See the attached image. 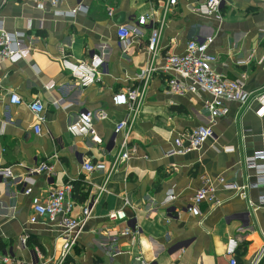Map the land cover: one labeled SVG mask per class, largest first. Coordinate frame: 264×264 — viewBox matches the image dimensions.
Masks as SVG:
<instances>
[{"label": "crops", "instance_id": "0c3cea01", "mask_svg": "<svg viewBox=\"0 0 264 264\" xmlns=\"http://www.w3.org/2000/svg\"><path fill=\"white\" fill-rule=\"evenodd\" d=\"M167 2L66 0L53 9L0 0L2 29L31 42L24 58L0 62V168L12 173L0 176V256L39 263L63 254L58 222L42 217L32 224L29 218L33 202L70 183L84 195L82 202L72 199L71 216L85 204L91 213L64 264H227L231 256L236 264H264V206H257L264 185L247 189L244 197L217 185L219 205L202 203L199 214L186 211L204 177L243 185L254 179L244 158L262 153L259 163H264V110L253 98L264 94V2L225 1L219 15L196 11L205 0ZM77 6L84 9L73 17L54 15ZM140 17L147 19L143 25L137 24ZM160 24L156 65L182 53L189 40L210 38L208 51L216 57L212 69L227 79L243 75V90L251 96L245 105L224 102L225 112L211 116L204 110L208 94L168 93L165 75L154 72L130 135L138 156L118 161L114 124L126 116L125 91L139 83L149 31ZM118 26L139 30L137 37L130 34L125 49L117 45ZM92 53L103 59L99 79L80 88L60 59L87 60ZM12 92L22 104L8 103ZM36 99L45 116L39 134L26 106ZM84 111L92 113L99 143L66 130ZM197 126L212 130L199 149L165 155L175 137ZM87 161L95 167L90 173L82 170ZM43 162L52 167L50 174L33 171ZM28 187L31 192L23 194ZM169 191L173 199L162 204ZM120 209L126 219L109 221L108 213ZM126 225L136 233L119 235Z\"/></svg>", "mask_w": 264, "mask_h": 264}, {"label": "built area", "instance_id": "2783aa9c", "mask_svg": "<svg viewBox=\"0 0 264 264\" xmlns=\"http://www.w3.org/2000/svg\"><path fill=\"white\" fill-rule=\"evenodd\" d=\"M35 4H47L53 9L66 0H23ZM225 1L233 0H205L196 11L203 15H219L221 5ZM264 2V0H254ZM175 0H168L167 5H173ZM84 9L80 6L70 10H55L54 15L58 17H73L77 10ZM146 17H140L137 21L138 25H143ZM160 27L153 28L149 31L147 37L146 51V67L142 75L138 78V84L126 89L125 101L127 113L124 119L116 122L113 128V134L118 137V151L116 160L128 161L131 158L138 156V148L130 141V135L138 112L140 110L142 100L144 98L146 87L152 73L160 72L165 75L167 92L171 94L185 95L187 93L196 94L203 92L209 95L204 101V110L211 116L221 115L225 112L223 108L224 102H237L240 105H245L251 94L243 90L244 76L241 75L238 79H227L221 74L216 73L212 69V63L216 57L208 51V46L211 43L210 38L191 39L184 47L182 53L178 55H168L161 59L159 65L155 64L158 57V46L160 39ZM130 34L134 37L139 35V30L134 27L118 26L116 29L117 45L121 49H125L130 40ZM19 35H10L2 29L0 24V62H13L17 59L24 58L31 50V42H23ZM62 68L70 74V77L75 81L80 88H86L96 83L99 79L100 68L103 64V59L100 54L92 53L87 60L74 61L69 56H63L60 59ZM255 100L262 104L264 110V94L253 96ZM8 103L12 105L22 104V100L16 93H9ZM59 105L60 101L57 102ZM30 111L34 125L33 131L36 134L40 133V125L44 122V106L39 99L33 100L26 104ZM92 113L89 111L81 112L77 117L70 122L66 130L75 137H90L92 142L99 143V139L94 135L92 128ZM212 136V130L207 126H197L188 133L178 135L173 140V146L165 152L166 156L173 154H184L200 148L206 139ZM263 158L262 153H256L252 156L244 158V165L247 168L254 170V179L250 183L239 185L234 181L225 179L222 176L204 177L200 187L194 192L190 204L187 207V212L191 214H199V206L202 203H210L211 205H219L220 201L216 197V186L219 185L226 190L237 191L242 197L247 189H255L264 185V163H259ZM95 169L90 161L82 164V170L85 173H90ZM36 173L50 174L52 167L43 162L38 164L34 169ZM0 176L11 178L12 173L9 167L0 168ZM102 187L98 189V193ZM31 189L28 187L23 191V194L28 195ZM72 186L70 183H65L61 187L52 190L48 193L43 201L36 200L32 204V213L29 222L34 224L39 218L45 217L49 222H58L62 229L63 235V254L56 260H45L39 263L26 262L22 259L12 257L10 255L0 256V264H64L66 252L70 246L77 240L78 231L84 222L88 219L91 213L89 204L81 207L80 214L76 217L71 216L73 207ZM173 199V194L169 191L166 193L162 204L168 203ZM123 205H127L124 199ZM257 206H264V197L257 201ZM107 218L111 222L124 221L126 214L124 210H116L108 213ZM136 230L129 226L123 227L119 232L121 236L135 234ZM264 249V243L262 246ZM117 253V250H112ZM91 264H104L100 261H94ZM140 264H145L140 261ZM227 264H236V260L231 256Z\"/></svg>", "mask_w": 264, "mask_h": 264}, {"label": "trees", "instance_id": "16d2710c", "mask_svg": "<svg viewBox=\"0 0 264 264\" xmlns=\"http://www.w3.org/2000/svg\"><path fill=\"white\" fill-rule=\"evenodd\" d=\"M72 199H76L78 202H82L84 195L80 192H78L77 188L75 185L72 186Z\"/></svg>", "mask_w": 264, "mask_h": 264}]
</instances>
